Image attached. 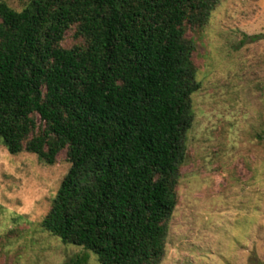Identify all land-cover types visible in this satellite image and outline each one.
I'll return each instance as SVG.
<instances>
[{
  "label": "trees",
  "instance_id": "trees-1",
  "mask_svg": "<svg viewBox=\"0 0 264 264\" xmlns=\"http://www.w3.org/2000/svg\"><path fill=\"white\" fill-rule=\"evenodd\" d=\"M216 2L0 0V141L45 164L64 150L40 226L98 264L160 262L199 87L185 31Z\"/></svg>",
  "mask_w": 264,
  "mask_h": 264
},
{
  "label": "rangeland",
  "instance_id": "rangeland-1",
  "mask_svg": "<svg viewBox=\"0 0 264 264\" xmlns=\"http://www.w3.org/2000/svg\"><path fill=\"white\" fill-rule=\"evenodd\" d=\"M19 10L28 0H3ZM199 87L159 264H264V0H217L188 27ZM78 39L65 30L60 45ZM37 123L39 121L37 120ZM69 166L0 141V264H68L86 254L40 226Z\"/></svg>",
  "mask_w": 264,
  "mask_h": 264
}]
</instances>
